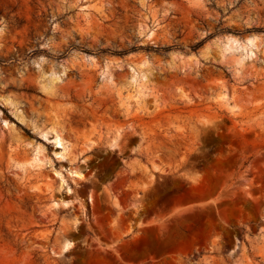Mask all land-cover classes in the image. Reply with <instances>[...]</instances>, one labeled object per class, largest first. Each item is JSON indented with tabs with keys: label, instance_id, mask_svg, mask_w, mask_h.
Here are the masks:
<instances>
[{
	"label": "rangeland",
	"instance_id": "rangeland-1",
	"mask_svg": "<svg viewBox=\"0 0 264 264\" xmlns=\"http://www.w3.org/2000/svg\"><path fill=\"white\" fill-rule=\"evenodd\" d=\"M0 264H264V0H0Z\"/></svg>",
	"mask_w": 264,
	"mask_h": 264
},
{
	"label": "bare ground",
	"instance_id": "bare-ground-1",
	"mask_svg": "<svg viewBox=\"0 0 264 264\" xmlns=\"http://www.w3.org/2000/svg\"><path fill=\"white\" fill-rule=\"evenodd\" d=\"M252 40H253V38H248V41L249 42H252ZM227 41H229V43H235V44H237L238 43V41L236 40V39H229V40H227ZM247 42V41H246ZM227 45V44H226ZM239 45V44H238ZM234 46V45H233ZM233 46H231L230 48H232ZM237 46V45H236ZM37 160L35 159H33V162H36ZM40 162V161H39ZM37 163H38V161H37ZM41 163V162H40ZM36 164V163H35ZM38 165H39V163H38ZM36 167V166H35Z\"/></svg>",
	"mask_w": 264,
	"mask_h": 264
},
{
	"label": "trees",
	"instance_id": "trees-1",
	"mask_svg": "<svg viewBox=\"0 0 264 264\" xmlns=\"http://www.w3.org/2000/svg\"><path fill=\"white\" fill-rule=\"evenodd\" d=\"M195 48V47H194Z\"/></svg>",
	"mask_w": 264,
	"mask_h": 264
}]
</instances>
